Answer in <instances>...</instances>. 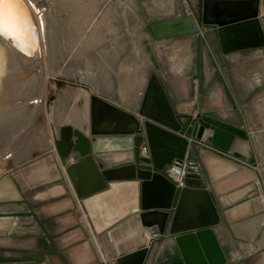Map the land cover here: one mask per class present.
Returning a JSON list of instances; mask_svg holds the SVG:
<instances>
[{
    "label": "rangeland",
    "instance_id": "374dc122",
    "mask_svg": "<svg viewBox=\"0 0 264 264\" xmlns=\"http://www.w3.org/2000/svg\"><path fill=\"white\" fill-rule=\"evenodd\" d=\"M40 2L44 5L39 9L50 14L44 18L49 21H43L50 30L42 61L46 67L38 78L29 80L14 72L15 89L13 73L5 70L0 76V127L88 125L93 97L127 120V116L139 119L141 112L155 115L153 100L164 94L172 101L178 88L195 98L189 105L176 101L180 109L206 104L216 107L209 113L212 119L226 127L244 128L237 132L239 140L248 142L244 166L254 172L256 187L264 188V46H253L264 38V0H251L248 6L208 5L204 0H177L170 5L161 0H36ZM240 6L246 16L257 11L259 23L224 29L221 34L219 27L236 21L230 14L240 11ZM188 17L194 18L197 32L156 36L163 22ZM239 45L250 47L239 49ZM174 108L170 104L163 118H170L171 111L186 115ZM203 113L199 116H207ZM18 220L13 217L12 228L0 226V264L34 257L33 237L16 224Z\"/></svg>",
    "mask_w": 264,
    "mask_h": 264
},
{
    "label": "crops",
    "instance_id": "0c3cea01",
    "mask_svg": "<svg viewBox=\"0 0 264 264\" xmlns=\"http://www.w3.org/2000/svg\"><path fill=\"white\" fill-rule=\"evenodd\" d=\"M161 1L164 5L177 2ZM176 91L172 101L164 94L160 100L154 99L153 114L164 116L171 104L182 115H199L203 111L209 117L213 115L209 113L216 107L206 104L190 111L180 109L176 101L189 105L195 98L182 94L178 88ZM129 112L138 115L136 110ZM91 119L92 114L88 125L72 127L91 137ZM97 119L96 129L101 134L93 143L92 155L99 168L112 171L114 179L109 181L107 191L82 200L54 147L61 127H0V226L12 228L15 225L11 220L19 217L16 224L31 233L28 236L33 237L35 246L34 257L19 264H168L179 256L171 234L202 225L214 229L228 264H264V188L256 187L254 172L244 166L248 142L243 143L233 132L243 127H227L230 133L224 129L219 135L220 145L229 146V152L206 142V137L198 142L189 139L192 145L184 166L195 165L197 175L191 183L205 187L207 192L191 190L177 209L170 211L169 229L160 235L156 226H143L140 209L142 201L150 207L169 202L170 166L158 172L164 179L142 184L131 171L135 165V142H139L136 122L103 111ZM143 119L139 117L140 122ZM158 126L152 128L170 131ZM140 129L144 136L140 151L148 156L150 140L157 145L164 141L159 133L151 131L149 136L145 128ZM226 136H235L232 144ZM143 147H147V153L142 152ZM161 154L165 158L163 150ZM109 191L113 195L98 205V217H93L86 201ZM150 219L155 221L154 217ZM109 221L108 226L98 230V224L104 226Z\"/></svg>",
    "mask_w": 264,
    "mask_h": 264
},
{
    "label": "water",
    "instance_id": "95a60500",
    "mask_svg": "<svg viewBox=\"0 0 264 264\" xmlns=\"http://www.w3.org/2000/svg\"><path fill=\"white\" fill-rule=\"evenodd\" d=\"M204 1L206 4L214 2L225 4L238 3V5H244L243 2L248 1V3L245 4L247 6L251 2V0ZM29 3L30 6L34 7V9L37 11L36 13L39 16V20H41L40 25L43 30L44 24L42 21V13L40 12V9L36 7V4V6H33L31 0H20L18 8L20 11L21 20L25 18L27 20V24L31 23V25L36 21L34 19L33 12H31L32 10L29 8ZM245 8L247 9L246 6ZM238 9H240V11H231L232 14H230L233 18H236V21L230 22L231 25L228 27H219V32L221 34H223L224 29L236 28L239 25H248L252 22L259 21L257 17L258 12H255L253 16H246L245 12L243 11V6L238 7ZM147 13L149 12H146V14ZM151 13L152 11L150 12V14ZM173 16L176 17L177 13L173 14ZM149 18L157 19L153 16ZM187 21H193L194 26H179L183 25ZM219 25L221 26L222 24ZM160 27L162 30H158L159 32H156L157 37L185 35L198 31L197 25L194 22V18L192 17L163 22ZM4 42L12 47V49L13 45H16L14 43V39H10L7 37L4 38ZM253 46H264V38L261 39L259 44ZM238 47L239 49H244L250 46L239 45ZM40 53L41 47L39 54ZM27 58L28 61L24 63V67L29 69L31 65L38 60L39 57L27 56ZM37 71V69H32L31 74L36 73ZM29 75L26 76L27 80L29 79ZM91 101L92 119L91 131L89 132L91 137L85 135V133L81 129H74L70 125H64L60 128L58 138L54 141V147L60 159V162L65 168V171L70 179L73 188L75 189L78 199L81 200L89 198L90 196H93L97 193L107 191L109 189V181L114 179L112 171H103L102 168H99V166L95 164L92 155L93 143L101 134L96 129L99 112H108L109 115H113L116 118H122L123 120H126V118H123L121 116L120 112H117L113 107L103 102L102 100L93 97ZM37 102L39 103L38 100L36 101V103ZM141 114L143 117H145L143 121H141L142 123L139 121V119H136L133 116L127 117L131 120H134L137 127L139 128L136 135V139H139V142H135L134 149L135 165L131 171H134L133 178L138 179L142 182V184L157 178L164 179V177L161 176L158 172L163 171L166 166H183L186 156L189 153L190 146L192 145L190 142L191 140L198 142L203 141L206 137V142L212 143L214 147L229 152L230 147H223L222 145H220L219 141V135H223L222 130H228L227 132L230 133L229 128L209 116L200 117L198 114L176 116L173 111L169 113V115H171L170 118H163L164 116L161 117L155 115H144L143 112H141ZM158 125L168 128L170 131L164 130L159 132L157 129L152 128L159 127ZM141 126L143 127V129H146L149 136V133L151 131L157 132L159 133L160 139L164 141L163 145L161 144V142H159L157 145L155 141L150 140V154L148 156L142 155L140 151V145L144 139L143 131L142 129H140ZM208 130L213 131V133L209 135ZM233 132L237 133L238 131L233 130ZM226 138L229 141L231 140V143L229 144H232L235 136H226ZM166 144H169V147ZM161 150L165 152V158L161 157L164 156L161 154ZM196 171L197 170L194 164H191L188 167V176L185 180L184 188H177L172 181L170 184V181L167 180V182L171 185L169 190L171 194L168 203L150 207L142 201L141 209H139L142 211L140 217L142 219V224L144 227L154 228L156 226L155 228L158 229V233L160 235L165 234L170 226V211L174 208L177 209L181 200H184V198H186L188 194L191 193V190L196 191V193L207 192L205 187H194L191 183V179L195 177V175H197ZM157 216H159V219L156 218ZM150 217H154L155 221L151 222V219L149 220ZM147 220H149L150 222L147 223ZM171 235L173 236V238H175V245L179 250V256L168 264H228L213 228L205 225L198 227L189 226L183 231L177 234L174 233V235L172 233Z\"/></svg>",
    "mask_w": 264,
    "mask_h": 264
},
{
    "label": "bare ground",
    "instance_id": "6f19581e",
    "mask_svg": "<svg viewBox=\"0 0 264 264\" xmlns=\"http://www.w3.org/2000/svg\"><path fill=\"white\" fill-rule=\"evenodd\" d=\"M38 2V1H37ZM33 3L37 4L38 8L42 9L43 5L42 3L39 5L38 3H36L33 1ZM209 5V4H208ZM228 5V4H227ZM36 6V7H37ZM255 6V5H254ZM217 7V6H216ZM227 7V6H226ZM256 7V6H255ZM29 8L32 10L31 12H33L34 14V19L36 20L35 23L33 22V24H27V20L25 18H23L20 21V27L16 30L15 32V38H14V43L16 44L15 46L13 45V49L12 47H10L9 45H7L4 42V38L5 37H1L0 36V76L5 75V70L6 73L9 71L11 73H13L11 76H13L14 78V83L11 84L14 88V86L16 85L17 77L16 74H14V72L19 73V74H25L26 76L29 75V73L31 72L32 69H37L38 71L36 73H32L31 75H29V78L31 76H33L34 78H38V74L41 72L40 70L43 71V66L42 65V61L43 59H45V55H46V50L48 49L47 46V37L46 35H48V31H50L48 28L49 24H47L46 26L48 28L45 27V23L44 24V29L42 30L41 25H40V21L39 20V16L36 13L37 11L34 9V7L29 6ZM215 10V9H213ZM212 10V11H213ZM42 13V21H49L44 19L47 18L48 16L46 15V13H44V11H41ZM225 12V11H224ZM257 12V11H255ZM48 13V12H47ZM213 13V12H212ZM253 13V12H252ZM214 15V14H213ZM254 15V14H252ZM218 16V15H217ZM224 16V15H223ZM258 16V15H257ZM208 17V15H207ZM30 19V18H29ZM223 19V18H220ZM217 20V18H216ZM219 20V19H218ZM225 20V19H224ZM222 21V20H220ZM230 21V20H229ZM251 28V27H250ZM249 28V29H250ZM253 28V27H252ZM51 29V28H50ZM255 29V28H254ZM259 29V28H258ZM48 30V31H47ZM236 30V29H235ZM234 30V31H235ZM252 30V29H251ZM254 31V30H253ZM233 32V31H232ZM259 32V31H256ZM48 33V34H47ZM235 35V34H234ZM258 36V35H257ZM254 37V36H253ZM256 37V36H255ZM49 38V37H48ZM237 39V38H236ZM231 40V39H230ZM234 40V38H233ZM232 40V41H233ZM240 40V39H239ZM256 40V39H255ZM254 41V40H253ZM50 42V41H49ZM229 42V41H228ZM231 42V41H230ZM251 42V41H250ZM260 42V41H259ZM253 43V42H251ZM49 44V43H48ZM40 47H41V53L39 54L40 51ZM39 48V51H38ZM20 50V51H18ZM24 53V54H23ZM49 54V52L47 53ZM27 56H33V57H39L38 60L36 62H34L31 67L29 69H27L26 67H24V63H26L28 61ZM48 57V56H47ZM41 59V60H40ZM46 67V66H44ZM8 70V71H7ZM44 72V71H43ZM7 76V75H6ZM10 77V76H9ZM19 77V76H18ZM40 77V76H39ZM29 80V79H28ZM12 82V81H11ZM18 83V82H17ZM34 83V82H33ZM16 87V86H15ZM15 89V88H14ZM79 123V122H78ZM83 123V122H82ZM82 126V125H81ZM82 130V129H81ZM153 133V132H152ZM154 135V134H153ZM156 135V134H155ZM155 137V136H154ZM155 139V138H154ZM159 141V140H157ZM113 193L111 191L106 192L104 194H100L97 195L93 198H90L89 200L86 201V207L89 209L90 214L93 217H98V205L101 204L103 201H105L106 197H110L112 196ZM126 211L122 212V215L124 216L126 214ZM110 224V221L107 222L104 226L101 225H97L98 230H102L105 228V226H108Z\"/></svg>",
    "mask_w": 264,
    "mask_h": 264
},
{
    "label": "snow or ice",
    "instance_id": "6c2138e0",
    "mask_svg": "<svg viewBox=\"0 0 264 264\" xmlns=\"http://www.w3.org/2000/svg\"><path fill=\"white\" fill-rule=\"evenodd\" d=\"M20 0H0V36L15 38V32L20 27Z\"/></svg>",
    "mask_w": 264,
    "mask_h": 264
},
{
    "label": "built area",
    "instance_id": "2783aa9c",
    "mask_svg": "<svg viewBox=\"0 0 264 264\" xmlns=\"http://www.w3.org/2000/svg\"><path fill=\"white\" fill-rule=\"evenodd\" d=\"M147 147L142 148L143 153H147ZM146 155V154H145ZM168 176L177 188H184L185 180L188 176V167L172 165L168 169Z\"/></svg>",
    "mask_w": 264,
    "mask_h": 264
}]
</instances>
